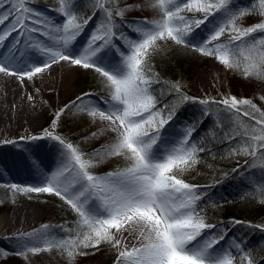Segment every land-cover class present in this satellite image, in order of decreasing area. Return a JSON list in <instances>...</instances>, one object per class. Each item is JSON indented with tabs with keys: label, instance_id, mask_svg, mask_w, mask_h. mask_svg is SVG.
I'll use <instances>...</instances> for the list:
<instances>
[{
	"label": "snow or ice",
	"instance_id": "snow-or-ice-1",
	"mask_svg": "<svg viewBox=\"0 0 264 264\" xmlns=\"http://www.w3.org/2000/svg\"><path fill=\"white\" fill-rule=\"evenodd\" d=\"M35 3L0 0V74L15 77L23 86L64 62L94 70L105 95L82 92L53 114L41 134L20 138L51 142L58 162L54 170L43 171L37 157L32 167L39 184L6 185L13 198L17 193L55 196L75 219L59 226L63 235L42 225L5 237L14 240L16 251L0 249V258L15 254L30 264V257L55 250L75 264L76 257L90 254L85 250L98 251L106 244L116 251L115 264H264V256L247 249L243 237L226 239L231 227L244 221L209 222L208 207L219 204L205 189L220 181L199 185L185 179L202 163L201 153L211 154L208 144L214 141L228 144V158L248 156L245 164L264 172V109L231 94L190 97L179 82L163 80L153 66V58L171 42L214 58L244 79L264 81V0L249 5L240 0H125L123 6L121 0H84L83 6L92 11L87 16L80 11L82 0H56L50 9L55 17L32 7ZM145 8L155 14L152 19H124ZM249 16L259 19L245 26ZM93 17L96 26L81 44L79 38ZM165 96L173 100L165 102ZM188 102L201 106L203 118H216L207 143L193 139L203 119L179 133L169 131L178 109ZM68 112L99 125L91 138L108 134L110 142L92 153L82 151L58 131ZM115 157L122 158V167L104 174L93 171ZM251 183L256 185L253 198L258 195L257 202L264 205V177ZM247 226L264 233V224Z\"/></svg>",
	"mask_w": 264,
	"mask_h": 264
},
{
	"label": "rangeland",
	"instance_id": "rangeland-1",
	"mask_svg": "<svg viewBox=\"0 0 264 264\" xmlns=\"http://www.w3.org/2000/svg\"><path fill=\"white\" fill-rule=\"evenodd\" d=\"M124 2L125 0H121L120 6H123ZM127 2L143 3V0H127ZM240 3L243 5H249L251 0H240ZM83 4L84 0H82V7L80 11L86 16L91 15V9L83 6ZM56 6V0H38V3L32 5V7H35L53 17H55L56 14L51 12L50 9L55 8ZM186 14L192 15V13ZM154 15L155 14L151 10L145 8L139 11L127 13L124 19L128 21L143 20L145 18L152 19ZM196 15L199 16L201 14L197 13ZM258 19V16H249V18L247 17L244 19L243 23L245 26H249L257 22ZM96 23L97 17H93V20L89 23L85 33L79 38L81 44H84L87 41L92 29L96 26ZM203 27L204 26H201L202 29ZM196 67L199 69L200 63L194 66V68ZM214 72H216L218 78H216ZM211 73L213 76L210 77L209 75ZM235 74L236 73L232 71L226 70L214 58H211L209 63L203 67V70H198V73L194 77L190 97L204 98L208 96L219 99L220 94H231L237 98H250L254 103L256 99H260L261 94L257 96V98L255 97L254 88L250 83H248L250 79H244L240 75L238 76L239 79H234ZM86 84L92 85L83 89V85ZM22 87L25 90V99L20 105L9 107V109L12 110L5 114V118L0 124L1 130L6 127L4 131L0 132V141L15 140L20 137L41 134L42 130L50 124L53 114L58 109L64 107L66 104H69L70 101L74 100L76 96L80 95L82 92L91 91L100 96L105 95L100 83V78L94 70H84L79 67H70L64 62H61L58 65H53V67L48 70L42 78H34V82L25 80ZM36 89L40 90L39 94L36 93ZM29 94L36 96V100L29 101L27 99ZM42 101H46L47 103H42ZM195 104L201 108L198 103ZM255 104L261 109H264L258 103ZM212 118L214 120L216 119L215 116H212ZM185 125H187L185 116L176 115L172 121L169 131L179 133ZM98 127V124H92L86 116L73 117L71 113L68 112L61 118V124L58 131L63 136L70 139L73 143L79 144L82 151L85 153H92L93 150L99 149L102 145L109 143L111 139L108 134L99 135L98 138H91L92 133L97 132ZM194 133L193 135H195ZM27 144L29 147L40 150L39 155L41 159H50L55 161L51 166V169H55L58 162V152L56 148L53 147L51 142L47 140L36 142L27 141ZM20 146L21 145L0 148V155L5 153H18L17 149H19ZM246 160L250 161L251 158L243 156L239 159L238 164V166H246V170H243L244 172H239L240 174L238 177L224 176L222 180L224 185L225 183H231L229 184V187H231L230 185L233 186L238 182L245 181L250 183L256 181V179L260 180L264 177V172H262L260 168H250L248 164H245ZM123 163L122 158H111L94 168L93 171L96 174H104L109 171H114L118 167H122ZM39 182V178L26 183L0 178V220L10 218L13 215L15 208L18 205H23L30 213V219H28L27 224L16 229L17 234L32 232L34 229H40L42 225H50L52 226L51 231L53 234L63 235L59 226L65 224L70 225L75 219L74 214L70 213L72 216L71 221H61V219L57 218L55 214L46 213V209H59L61 203H63L59 200V198L48 194L36 193H17L13 198L12 192L6 187V185L11 183L19 185H37ZM225 190H229V188L226 187L225 189H220L218 192L223 195L226 192ZM33 195L41 196L42 199H46L44 200V203H39L35 200ZM53 200H59L61 203H54ZM64 206L66 207V205ZM233 219H235L233 216L228 218V220ZM12 231H14V229ZM125 235H127V233H125ZM231 237L235 236L229 235L228 233V237L226 239L230 240ZM3 242H5V245H3ZM224 243V241L221 242V244ZM0 249H4L9 253H15L16 243L14 240L2 239L0 240ZM85 251H88L90 254L76 257L75 264H109L108 262L110 259H113L110 264H115L116 251L110 250L109 246L106 244L101 245L98 251L93 249H87ZM92 252H94V254H91ZM0 264H29V262H26L25 259L15 254H10L6 258H0ZM30 264H68V260L62 258L61 255L53 250L51 253H41L30 257Z\"/></svg>",
	"mask_w": 264,
	"mask_h": 264
},
{
	"label": "trees",
	"instance_id": "trees-1",
	"mask_svg": "<svg viewBox=\"0 0 264 264\" xmlns=\"http://www.w3.org/2000/svg\"><path fill=\"white\" fill-rule=\"evenodd\" d=\"M249 18V17H248ZM210 57H203L199 53L194 52L191 48H183L181 46H176L169 42L164 45V51L153 58L154 70L159 73L160 77L168 82H179L182 85V92L190 96L192 92L193 79L198 73V70H203V67L209 63ZM198 63L200 67L194 68ZM238 74L234 75V79L238 78ZM239 79V78H238ZM254 88L255 97L264 96V81H258L255 79H250L248 82ZM92 84L83 85V89L90 87ZM235 86V85H234ZM165 102H170L173 100L171 96L163 97ZM255 103H258L264 108V101L256 99ZM176 115L185 116L187 125H191L203 119V123L197 124L195 135L193 139L196 141L203 140L207 143L210 139V130L214 128V119L212 117L203 118L201 108L195 103L188 102L183 104L177 111ZM219 134V130L216 129ZM211 148V154L201 153L202 163L197 165L196 170L191 172L189 175L185 176V179L191 183L199 185H211L215 181H220L215 187L211 189H205L211 197V201H215L219 204V207H208L207 215L209 217V222L217 223L220 221L227 223L230 221L228 218L233 216L235 219H239L245 222V225H236L231 227L229 235H233L237 238L243 237L246 241L247 249H256V256H264V233L260 230L248 227L247 224L250 222L251 225L264 224V205L257 202L259 199L258 195L253 198L252 193L255 192V183L248 182H238L233 186L222 182L224 174L227 173L229 177H238L239 172H244L246 166L242 167L239 165V159L243 156H236L234 158H228L226 156L228 144L212 142L208 144ZM213 155L215 159H213ZM211 165V167H209ZM233 169H238V171L233 172ZM256 181H259L256 179ZM225 194L221 195L218 192L220 189H225ZM36 201L39 203H44L46 198L41 196L33 195ZM52 198V197H51ZM211 201H206L211 205ZM54 203H61L59 200H53ZM63 204V205H62ZM45 207V206H44ZM47 214H55L57 218L61 221H71L72 213L68 207L61 203L59 209H46ZM62 216V217H61ZM240 233V234H239ZM113 259H110L109 264L112 263Z\"/></svg>",
	"mask_w": 264,
	"mask_h": 264
},
{
	"label": "bare ground",
	"instance_id": "bare-ground-1",
	"mask_svg": "<svg viewBox=\"0 0 264 264\" xmlns=\"http://www.w3.org/2000/svg\"><path fill=\"white\" fill-rule=\"evenodd\" d=\"M211 74L209 75L210 77L213 76ZM214 75L218 78L216 72H214ZM24 97L25 90L15 77H5L3 74H0V124L5 118V114L12 110L9 107L20 105L25 99ZM5 128L3 130L0 129V132L4 131ZM20 138L11 140L16 141L15 144L0 143V148L21 145L17 149L18 153H5L0 155V173H3L0 178L25 183L38 178L40 179L36 174V169L32 167L33 163H37L36 158L39 157L40 168L43 171L51 169L55 161L41 159L39 155L40 150L29 147L27 141L20 140ZM28 219H30L28 210L23 205H18L10 218L0 220V240L5 237H15L17 235L16 229L27 224ZM13 229L14 231H12ZM3 245H5V242H3Z\"/></svg>",
	"mask_w": 264,
	"mask_h": 264
}]
</instances>
